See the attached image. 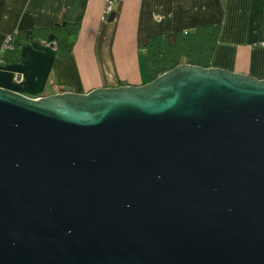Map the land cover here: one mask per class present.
<instances>
[{
    "label": "water",
    "instance_id": "1",
    "mask_svg": "<svg viewBox=\"0 0 264 264\" xmlns=\"http://www.w3.org/2000/svg\"><path fill=\"white\" fill-rule=\"evenodd\" d=\"M0 264H264V78L0 87Z\"/></svg>",
    "mask_w": 264,
    "mask_h": 264
},
{
    "label": "crops",
    "instance_id": "2",
    "mask_svg": "<svg viewBox=\"0 0 264 264\" xmlns=\"http://www.w3.org/2000/svg\"><path fill=\"white\" fill-rule=\"evenodd\" d=\"M65 22L79 24L72 55L58 56L53 34L36 38L23 47L21 62L0 65V87L40 98L84 92L91 83L142 85L150 82L145 52L152 35L174 41L178 31L215 24L221 34L213 65L264 78V0H0V54L18 32H51Z\"/></svg>",
    "mask_w": 264,
    "mask_h": 264
},
{
    "label": "trees",
    "instance_id": "3",
    "mask_svg": "<svg viewBox=\"0 0 264 264\" xmlns=\"http://www.w3.org/2000/svg\"><path fill=\"white\" fill-rule=\"evenodd\" d=\"M53 34L57 40V54L66 58L74 52L78 35V23H58L50 32L36 27L11 36L12 46L0 54L3 63L16 64L23 59V47L39 37ZM221 24L201 26L191 31H178L176 39L170 41L166 34L152 35L145 52V68L150 81L181 64L212 67L220 40ZM125 84V83H123Z\"/></svg>",
    "mask_w": 264,
    "mask_h": 264
},
{
    "label": "rangeland",
    "instance_id": "4",
    "mask_svg": "<svg viewBox=\"0 0 264 264\" xmlns=\"http://www.w3.org/2000/svg\"><path fill=\"white\" fill-rule=\"evenodd\" d=\"M8 41V40H7ZM6 44L8 45V46H6V45H4V50H6L7 48H9V47H11L12 46V42H11V36H10V38H9V42H6ZM2 64V63H1ZM0 64V65H1ZM149 82V81H148ZM148 82H146V83H148ZM127 84H129V83H127ZM145 84V83H144ZM80 85L81 84H72V86L73 87H76V88H79L80 87ZM118 85H120V84H110V83H100V84H93V83H91V84H89V86H88V88L86 89V90H84V92H87V91H89L90 89H95V88H100V87H115V86H118ZM133 85H139V84H133ZM141 85V84H140ZM89 89V90H88ZM75 92H80V91H78V90H74Z\"/></svg>",
    "mask_w": 264,
    "mask_h": 264
},
{
    "label": "built area",
    "instance_id": "5",
    "mask_svg": "<svg viewBox=\"0 0 264 264\" xmlns=\"http://www.w3.org/2000/svg\"><path fill=\"white\" fill-rule=\"evenodd\" d=\"M7 42H9V39H8ZM5 45L8 46L9 44H8V45L5 44ZM1 63H3V62H2L1 57H0V64H1ZM23 80H24V79H23L22 75L18 74L17 76H15V81H16V82L21 83V82H23Z\"/></svg>",
    "mask_w": 264,
    "mask_h": 264
},
{
    "label": "bare ground",
    "instance_id": "6",
    "mask_svg": "<svg viewBox=\"0 0 264 264\" xmlns=\"http://www.w3.org/2000/svg\"><path fill=\"white\" fill-rule=\"evenodd\" d=\"M6 44V43H5Z\"/></svg>",
    "mask_w": 264,
    "mask_h": 264
}]
</instances>
